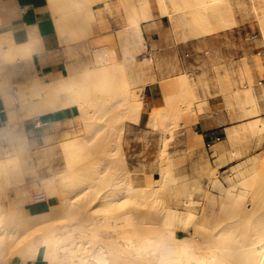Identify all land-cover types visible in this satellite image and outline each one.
I'll return each instance as SVG.
<instances>
[{
  "label": "bare ground",
  "instance_id": "6f19581e",
  "mask_svg": "<svg viewBox=\"0 0 264 264\" xmlns=\"http://www.w3.org/2000/svg\"><path fill=\"white\" fill-rule=\"evenodd\" d=\"M101 1H104V4L102 7H96L98 10L111 11L114 8L118 10L120 7H124L129 12V14L127 13L128 19H126V22L116 29V33L121 38L124 36L123 41L127 43L128 47H130L129 44L132 46L136 42L145 45L142 22L153 18L155 14L149 10L151 8L148 9V0H118L117 2L115 1V4L112 3L113 5L111 4L113 0H48L54 9L53 11L57 12L60 16L56 22L57 30L59 31L58 34L61 39L60 42L79 38L78 30L77 32L74 31L76 28L75 24V28H73L74 32H68L72 33L70 36L65 34L67 32L66 29L69 28V19L76 18L80 14L78 19L82 20L80 18L81 14L85 12L86 14L82 17L86 23L88 21V17L86 16L88 12L93 11L95 9L94 5ZM251 1L254 11L258 14V20L261 21V30L264 33V0ZM240 2V0H194L193 2L191 0H158L157 4H159V15L168 16L173 21L177 13H182L181 17L192 14L196 27L199 30L206 28L204 21L210 22V17H213L217 21V26L210 24L208 28L212 30L218 27L219 29L225 28V26L232 24L234 21L228 20L227 17L231 16L234 5H239ZM86 9L88 10L87 12L85 11ZM92 19L90 18L89 22ZM81 20L77 21L81 22ZM90 23L89 27L94 29L95 22ZM79 26L81 24L78 25V29ZM91 29L90 32L93 31ZM6 33L0 34V42H9L10 36ZM33 34L31 31L30 41L28 43L16 46L23 55L30 56L32 48L34 51L33 43L38 41L39 37ZM80 34L82 35V33ZM100 43H102L101 40ZM31 44L33 45L32 48H30ZM115 50L106 48L105 50L97 51L95 59L97 65L92 66V68L86 65L87 68L84 67L81 70L73 71L71 67L67 75L61 76L58 79L43 81L36 75L33 79L29 77L31 79L29 83V79L26 81L28 85L24 83L27 89L24 91L26 87H23L24 92L20 96L23 97L22 100L24 103H30V110L34 113L42 115L75 104L78 105L82 118L87 123L86 128L88 131L84 135H74L61 140L63 152L66 154L67 170L69 172H72L76 163L79 164L80 161H83L84 155L88 153L87 150L90 148V144L87 142L99 135H95L96 131L99 130L96 125V119L101 118L100 115L102 113L90 114V107L95 106L98 110L102 107L113 110L117 103L125 101L122 104L127 106L124 112L127 119L132 120L135 118L134 116L141 117L142 115V99L138 98L136 93L130 92V88L123 89L122 91L119 90L120 87L118 86V88L108 77L113 74H118L117 76H119L118 69L124 65L118 59ZM134 56V52L131 55L127 54L131 64H134L136 59ZM127 57L125 56V58ZM30 59H32L31 56ZM122 73L123 71H121L120 75ZM113 78L111 76V79ZM106 79L109 85L112 83L116 85L114 88H118L124 100L119 98L122 101L115 102L116 98H113L115 95H111L110 93V95H106V92H103L105 96L101 97L103 94L99 96L102 93L101 91L108 86L107 81L104 82ZM187 79L184 78V75L180 74L174 77L164 78L162 87L164 89L168 85H186L189 88L191 84L187 82ZM113 80L115 81V78ZM103 84H105V88H103ZM108 88L105 89L107 92H109ZM117 88L114 89L115 91L113 90L115 94L118 93H116ZM123 88H126V86ZM21 89L19 90L20 92H22ZM28 94H30V97H28ZM120 94L118 93L119 96ZM190 98L188 99V108L191 107L192 99ZM252 100L254 102L253 98ZM255 106L254 110L251 111L254 116L252 117L253 120L250 122V125L248 128L246 126L242 127L245 130L249 129L248 138L250 142L248 150L250 156L258 148H262V152L259 155L254 154L248 158L245 162V167L243 165L245 169L242 168L243 171L240 169L241 175L236 180H232L227 187L223 188L224 186H221L223 189L222 193H220L221 195L218 194V198L214 196L218 199V207L214 213V221H209L210 211L208 210L211 201L213 203L215 198H209L205 203H200L191 193L188 197L185 196L184 199L175 198L172 207H165L168 211L161 216L162 220H157V216L152 210L139 214L137 212L135 215L136 210L132 209L125 213H128L127 215L122 217L110 215L115 212V209H112L108 205L112 201L109 198L110 196L124 195L119 199L121 200L123 198L120 201L122 204L129 202L128 200L131 201L129 203H138L137 200L132 199L133 197L157 202V200L161 199L162 192V188L158 187L157 184L161 183L164 186H168V181H162V179L165 180L169 174L174 173L173 169L170 168L172 161H161L159 168L161 177L157 178L153 175L149 174L148 176L146 174L145 176H148V178L146 179L145 185H134L132 170L128 166L127 157H125L124 149L122 148L123 135L120 134L117 136V141L121 152L120 159H117V161L124 165L125 172L127 173V179H125L123 185H116L111 191L103 195V193H94L91 191L92 185L87 184L88 182H83V178L86 176L82 177V181L76 183V178L72 182L69 178L71 174L67 173L61 176L59 181L60 188L57 191L53 187V181L55 179H46L43 186L45 188L43 189H45L47 196H44L45 193L42 190L43 183L38 182L37 189H40L41 194L39 196L41 198L20 206L12 205L9 209L5 207L4 210L0 211V222L8 216H11V220L12 217L17 216L16 219L23 221L26 226L31 228L32 225V227H35L39 223L59 219L60 215L58 218L56 215L60 212L61 214L66 213L65 216L63 214L64 217L70 215L73 218L81 217L79 220H75L66 225L56 224L57 226H55L54 224L52 226L50 224L51 227L44 228L38 236L20 247L22 250L18 253L14 251L15 244H13L3 258L0 255V264H27L28 262L36 261L38 258L41 259L42 264H264V117L262 119L260 114L257 113L259 109L256 104ZM243 108L245 109V107ZM153 114L160 121L162 130H165L163 121L166 117V112L162 106H156ZM37 124L40 125L41 121L39 120ZM125 127L126 123L123 124L124 131ZM235 129L237 130V128ZM236 130L233 131L235 132ZM238 130L237 133L231 132L239 137L240 134L238 135V133L240 131L238 132ZM247 130L246 133L248 132ZM231 132L228 135L233 139L232 136L234 137V135H231ZM101 150L103 151V149ZM103 154L107 158L99 157L96 161L94 160L95 167L92 166L96 169L95 172L97 171L100 175L103 173V170L107 171L109 169L108 167L114 163V159L109 158L113 155L112 150L104 151ZM162 155H166L165 151H161L160 156ZM17 171H19V167L16 156H9L0 162V190L8 189L13 184L23 183L24 179L21 175H16ZM214 178H212V182ZM197 203L201 205L199 213L192 208ZM104 204L105 206L103 208ZM2 205L4 204L2 203ZM103 209L106 211L104 216ZM93 213H97L98 215ZM34 219L35 221L37 220L35 226L32 223ZM28 222L29 224H27ZM180 227L187 228L190 231L191 237L181 236L179 233ZM107 231L112 234H109ZM116 232L120 234L114 235Z\"/></svg>",
  "mask_w": 264,
  "mask_h": 264
},
{
  "label": "rangeland",
  "instance_id": "374dc122",
  "mask_svg": "<svg viewBox=\"0 0 264 264\" xmlns=\"http://www.w3.org/2000/svg\"><path fill=\"white\" fill-rule=\"evenodd\" d=\"M115 1L117 2L118 0H113L111 4H115ZM191 1L193 2L194 0ZM240 1L241 2L239 5H234L231 16L227 17L228 20H233L234 22L225 26V28L235 29V36L233 39L235 41L236 49L235 62L237 77L235 78L236 80H234L236 90L235 98L230 100L229 106L233 108V113L230 116V120L235 123L239 121L241 122V124L237 125L236 127L237 130L239 129L238 132L240 131V133H238V135H240L239 137L236 134V136L234 135V133H237L235 128H232L233 130H236L235 132L229 129L230 132H234H231V135L237 137L235 139L233 136V139H231V136L229 137L233 151L231 152L228 159L218 160L216 162L205 159L203 154H201L202 148L204 149V145L201 143V134H198L196 124L199 119L198 112L203 110L204 103L196 94L194 69L191 71V73L187 72L186 75H184L185 79L188 78L187 82H190L191 87L189 86L188 88L186 85H175L176 87L174 85H168V87L164 88V90L162 87L163 77L159 78L156 75L159 68L157 64H160V62L156 60L155 57L151 58L148 54L147 39H145V45L134 42L135 44H132V46L129 44L130 47H128L127 43L123 41L124 36L121 38V36L116 33V29L121 27L123 23L126 22V19H128L129 12L124 7H120L118 9L119 11L114 8L111 10V13V11L107 10H98L96 7H102L104 1H102V3L97 2L94 5L95 9L91 12L89 11L88 15H86L88 17V21L86 18L87 24L82 17L86 14L85 12L81 14L80 18H82V20L78 19L80 14L77 15L76 18L74 17V20L69 19L68 27H71V29L67 28V32L65 31V34L70 36L74 31L77 32L78 30L77 33H79V38L71 39V41H64L62 44L65 54L68 58L67 71L68 68L70 71L71 67L73 68V71L81 70L84 67L92 68V66L97 65V61L95 60L97 51H102L106 48L110 50L116 49L115 54L124 65L118 69L120 77L117 76L118 74H113L114 76L109 75L108 77L117 85V87H120H118L119 90L122 91L123 89L130 88V92L136 93L138 98L142 99V115L141 117L134 116L135 118L132 120L127 119V117L124 115L127 106L122 104L125 102L122 101V94H120V91L117 87L116 93L118 92L120 96L118 93L115 94L114 89L116 88L114 87L116 85L114 83H112L113 86L112 84L109 85V82L106 79L104 82L107 81L106 83L108 86H110V88H108L107 84L105 83L109 89V92L105 90L107 88H105V84H103V88L105 89L101 91L102 93L99 94V96H101L103 92H106V95L110 93L111 95L116 96L113 97L114 99L122 98L119 100L115 99V102H120V100L122 102H120L121 104L117 103L113 110L103 107L98 110L95 106L89 108L90 114L102 113L100 115L101 118L96 119V125L99 130L96 131L95 135H99L87 142L90 144V148H88V153H86L83 157V161L85 162L80 161L79 164L76 163L74 166L75 171L73 170L72 172L67 170L68 165L66 163V154L63 152L61 140L74 135H84L88 131L86 128L87 123L84 122L78 105H73L71 108L72 115L62 124H58V127H53L50 126V124L42 123L36 128L39 133L31 135L30 132L26 130L24 121L27 118H30V121L37 119L39 118L40 114L32 112L30 110V103H24L22 100L23 97L20 96L21 93L27 89L26 85L28 84L26 81L29 79V83V81L34 78L31 77L30 79L28 77L25 80L27 75L26 71L28 70V63L25 59L27 55H23L19 51V48L14 46L10 41L0 42V96L2 97L3 107L8 109V124L0 127V162L9 156H16L19 167V171L16 172V175H21L24 179L22 184H13L8 189L0 190V209L3 208L0 211L4 210L5 207L6 209H9L10 206L12 207V205L20 206L26 203H31L32 201H37L38 198H41V196H39L41 194L40 189H37L38 182L41 184L43 183L42 190L45 193L44 196H47L45 189H43L45 188L43 186L46 179H55V181H53V187L57 191V189L60 188L59 181L61 176L67 173L71 174L69 178L72 182H74L75 178H78V181L75 179L76 183L82 181V177L86 176L85 178L87 179L83 178V182H88L87 184L92 185L91 191L94 193H103V195L108 191H111L114 186L123 185L125 179H127V173L125 172L124 165L118 163L117 161V159H120L119 157L121 152V148L117 141V136L120 134L123 135L122 148L124 149L125 157H127L126 160L128 166L132 170V179L134 185H145L149 174L157 178L161 177L159 170L161 161H172V164L170 163V168L173 169L174 173L169 174L165 180L162 179V181H168V186H164L161 183L157 184L158 187L162 188L161 199L157 200V202L133 197L132 199L137 200L138 203H129L131 201L128 200L129 202L122 204L120 201L123 198L121 200L119 199L124 195H118L115 197L110 196L109 198H111L112 201L108 205H110L112 209H115V212L111 213L110 215L122 217L127 215L128 213H125L132 209L136 210L135 215L137 212L139 214L152 210L157 216V220H162L161 216L166 211H168L165 209V207H172L174 205L173 202L175 201V198L184 199L185 196L188 197L190 193L197 201H200V203H205L209 198H213L214 196L218 198V194L222 193V189L227 187L232 182V180H236L238 176L241 175L240 172L245 169L243 168V165L245 167V162L248 160V158L254 154L259 155L260 152H262V148H258V150L252 153L253 155L250 156L248 150L250 142L248 138L249 129H246L248 131L247 134L245 128L243 129L242 126H246V128H248L250 122L253 120L252 117L254 114L251 113V111L254 110V107H256L255 104L259 109L257 113L260 114L262 119L264 117V33L263 30H261V21L258 20V14L252 7V1ZM148 3V9L151 8L149 10L155 14L153 18L142 22V29L153 27V29L158 30V27H161L162 29L166 30L165 39L168 40V44H173L172 46H168L166 48V53L168 55L171 54L174 48L177 46L181 48V51L187 50L188 47L191 48L192 43H189V46H187L186 44L179 43L181 41H185L188 38L197 37L202 34L204 35L213 32H219L220 30L225 29H219L218 27L211 30L208 28L210 24L212 26H217L216 19L210 17V22L204 21L206 28L199 30L196 27L192 14L185 16L182 15L183 17H181L182 13H177L175 15V19H177L176 21L175 19L173 21V19L168 16L159 15V4H157L158 0H148ZM51 9L52 11L54 10L52 6ZM85 11L87 12L88 10L86 9ZM53 14L57 22V18L60 16L55 11H53ZM90 18H93L90 22L96 23H94V29L89 27L91 24L89 22ZM76 19L81 20V22L84 20V22H78ZM71 21L78 23H72ZM0 23H2V21H0ZM74 24L76 28L74 27ZM79 24H81V26H79L78 29ZM73 28H75L74 31ZM82 28L85 30L83 31ZM90 29L93 31L90 32ZM57 32L59 31L57 30ZM80 33H82V35ZM157 33H160V35L156 37L164 39V36H161L164 32ZM97 39H100L102 43H100V40L98 41ZM95 49L99 50L96 51ZM133 52L136 59L134 64H131L127 54L131 55ZM124 55L127 58H125ZM11 56H14L13 61H11ZM18 57H23V60H20ZM18 60L20 63L22 62V67H9L10 64H15ZM170 62V58H167L165 60V65H168ZM120 70L123 71L122 75H120ZM253 70L258 72V77L255 76ZM67 71L65 70L64 73H67ZM111 76L112 78H115V81L113 80L114 78L111 79ZM24 83L26 84L25 86ZM153 84L156 85L157 90H159L160 99L157 101L159 103L158 106H162L166 112V117L163 121L166 128L165 130H162L160 121L157 119V116L153 114L154 108L156 106L151 104L148 99V88ZM125 86L126 88H123ZM23 87H26L24 88V91ZM112 87L113 89H111ZM20 89L22 92L19 91ZM104 94L101 97L105 96ZM117 96L119 97L117 98ZM28 97H30V94H28ZM189 98L192 99L190 108L187 106ZM252 98L254 99V102ZM243 107H245V109ZM104 112L105 114H103ZM38 120L39 119L35 120V122H38ZM134 122H138L139 124L136 125ZM125 123L126 127L124 131L123 124ZM101 149H103V151ZM111 150L113 155H111L109 158L114 159V163L112 166L108 167L109 169L107 171L103 170V173L100 175L97 171L95 172L96 169L93 168L95 167L94 162L99 157L107 158L103 152ZM161 151H165L166 155L160 156ZM228 160H232V162L228 163L224 167H221ZM92 171L95 173L93 174ZM146 174L148 175L147 177L145 176ZM212 178L215 179H213V182L211 181ZM221 186L224 187L221 188ZM217 198H215L216 202L214 201L215 205L214 202L212 203L211 201V205H213L209 206V215L212 217H209V221H214V213L218 207ZM2 203L4 205H2ZM200 203H197L198 206L195 205L196 208L194 206L192 207L193 209L197 210L198 213L199 209L201 208ZM104 206L105 204L103 205V208ZM63 214L65 216L66 213ZM63 214L60 212L58 215H56L57 218L59 215L61 216H59V219L39 223L36 226L35 223L37 224V220L35 221L34 219L32 220V223L35 227L30 225L31 228L26 226L23 221L16 219L17 216L12 217V220L10 219L11 216L6 217V219L4 216V220H1L0 222V233L3 232V234L0 235L1 257H4L5 253L10 250L13 244H15L14 251L18 253L20 250H22L20 247L25 245L34 237L38 236L44 228H47L48 226L51 227V225L53 226L54 224L55 226L59 224L66 225L68 223L74 222L75 220H79L81 217L73 218L71 215L64 217ZM93 214L96 215L97 213ZM105 214L106 211L103 209V216ZM27 224H29V222ZM25 227L27 228L25 229ZM107 232L112 234L109 231ZM179 233L181 236L191 237L190 231L187 228L180 227ZM118 234L120 233L116 232L114 235Z\"/></svg>",
  "mask_w": 264,
  "mask_h": 264
},
{
  "label": "crops",
  "instance_id": "0c3cea01",
  "mask_svg": "<svg viewBox=\"0 0 264 264\" xmlns=\"http://www.w3.org/2000/svg\"><path fill=\"white\" fill-rule=\"evenodd\" d=\"M0 9V21H2L0 34L7 32L6 34L10 36L9 41L11 40L10 42L14 46L28 43L31 31L32 34L35 32L34 34L39 37L38 41L34 42L36 45L33 43L34 51L33 45L30 46L32 59L30 56L25 57L28 63L25 80L37 75L44 81H50L70 72L69 68L67 71L68 58L63 44L60 42L55 16L48 0H0ZM142 30L144 38L148 41V54L160 62L157 64L159 66L157 77L164 79L179 74L185 75L194 69L196 94L204 103L203 110L198 112L199 119L196 124L197 132L201 134V143L204 145L201 154L205 159L213 162L228 159L233 151L228 135L229 129L236 128L241 124L240 121L235 123L230 120L233 108L229 106L230 100L235 98L236 90L234 81L237 77L236 49L233 39L235 29L225 28L219 32L188 38L179 43L187 46L192 43L191 48L188 47L187 50L181 51V48L177 46L169 55L166 53V48L173 44H168V40L165 39L166 30L161 27H158V30L153 27ZM157 32H164L161 35L164 36V39L156 37L160 35ZM10 58L13 61L14 56ZM18 58L23 60V57ZM167 58H170L171 62L165 65ZM22 66V62L20 63L19 60L15 64L9 65L11 68ZM65 70L67 73H64ZM253 71L258 77V72ZM148 99L151 104L159 105L157 102L160 99L159 90L154 84L148 88ZM72 107L40 115L37 119L41 121V124L58 127V124H62L72 115ZM37 119L30 121L31 119L27 118L24 121L25 128L31 135L39 133L36 129L40 126L35 122ZM5 124H8V109L3 107L0 96V127ZM217 137L220 138L217 139ZM230 162L232 160H228L221 167ZM27 264H42V261L38 258Z\"/></svg>",
  "mask_w": 264,
  "mask_h": 264
},
{
  "label": "built area",
  "instance_id": "2783aa9c",
  "mask_svg": "<svg viewBox=\"0 0 264 264\" xmlns=\"http://www.w3.org/2000/svg\"><path fill=\"white\" fill-rule=\"evenodd\" d=\"M220 137H217V139H219Z\"/></svg>",
  "mask_w": 264,
  "mask_h": 264
}]
</instances>
